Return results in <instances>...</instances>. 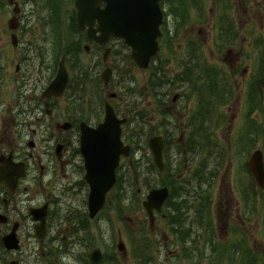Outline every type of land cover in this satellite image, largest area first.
I'll list each match as a JSON object with an SVG mask.
<instances>
[{
  "label": "rangeland",
  "instance_id": "1",
  "mask_svg": "<svg viewBox=\"0 0 264 264\" xmlns=\"http://www.w3.org/2000/svg\"><path fill=\"white\" fill-rule=\"evenodd\" d=\"M180 2L181 0H166L165 2L169 14H172L175 7L177 10L168 26L171 32L169 34L172 36L163 41V50L159 56L161 64L159 62L157 64L164 65L166 68L165 76L173 78L180 69H183L190 57V52L195 47L194 43H199L197 51L207 58L208 63L216 64L221 75L228 76L231 93L234 92L233 99L224 105L218 113L224 116L225 122L218 123L215 121L212 126V141L218 145L217 154H224L225 160L223 168L218 172L210 191L212 198L209 212L213 218V223L209 227L212 228L215 238L206 243L199 239L202 237L198 234L192 248L187 250H182L181 245H173L172 242H169L171 243L169 246L164 245L165 240L162 239L161 235L163 234L159 230L162 224L157 221L156 226L152 227L142 206L149 191L147 187L153 183L157 173L154 171L155 173L150 174L145 170L151 168L149 166L151 156L148 151L146 154L144 153L147 159H144L143 164H141L143 174L139 177L137 169L133 168L132 181L125 186L129 194V200L126 203L128 207L124 206L122 202L110 203L109 210L103 213L105 215L95 223L98 230L100 224L101 233L93 242L100 244L98 246L106 256L105 264H264V191L258 187L247 166L255 150L264 151V143L261 137L255 135V130L244 135L246 120L252 121L253 124L261 122V109L256 105L253 109L250 107L248 92L249 86L253 82L258 83L257 95L264 103V40H262V38L264 39V0H203V2L200 0L198 4L194 0H183L184 8H188V12L180 10V7L177 6L180 5ZM223 7L224 11H221ZM29 10V17H37L31 13L28 6L26 11ZM189 12L190 20L188 18ZM12 14V8L7 5V0H0V64L4 73V78L0 81V104L2 106L0 121L5 118L3 127L5 125L6 128H10V118H12L11 115L15 107L13 97L17 90L13 83L17 77L15 75L16 66L34 69L31 62L23 64L21 56L14 52L11 44V31L8 29V20ZM56 19V22H53L52 18L48 21L39 19L35 25L33 24L35 19H32L31 26L27 27L25 33L27 41H31V44L45 43L44 52L47 51L49 56H52L53 51L52 44L55 37L53 29L57 28L58 32L69 29V22L64 20L60 22L58 18ZM178 19L180 21H177ZM222 19L225 22L223 25L220 22ZM173 20L176 21L173 22ZM201 20H205L211 25L202 24L199 22ZM230 27L237 29V41L233 40L229 32L221 33L222 29L228 30ZM46 31L48 32L45 33ZM70 33L71 35L68 34V41L76 42L77 33L72 30ZM230 50L231 53L228 54ZM79 55L78 60L81 58V61L86 65L91 64L92 55L85 54V52ZM153 78L154 69L144 72L134 67L132 62L127 60V63L124 62L117 70L113 85L109 90L102 89L104 93L101 94V98L106 100L109 93L120 92L122 97H128L131 101L135 114L141 112L147 118L152 133L163 132L164 127L162 125L166 124L170 130L174 129L178 141L183 134V129L186 130V134L189 131V128L188 131L186 128L188 116L185 115L188 112L192 113L195 109V99L192 97L190 101H187L186 98L183 103L187 110L177 109V113L173 108H165L166 106L171 107V104L162 107L159 105L156 95L152 93L151 87L147 85L148 81L151 83ZM259 85L261 86L259 87ZM129 87H133V90L129 91ZM20 92L22 93V91ZM159 92L164 95L161 98L168 100L173 99L176 92H181V89L171 85V87L160 89ZM186 93L188 94V92ZM195 95L197 96V92ZM58 107L64 110L67 108L64 102H60ZM163 111H172L175 117H164ZM54 120L55 118L52 119L51 132L57 134ZM9 130L10 134H5L3 130L0 132V141H4L5 136H7L15 142V136L11 134L14 128ZM39 134L44 135L45 133L42 131ZM36 139L38 140V138ZM39 140L41 141L39 149H43L44 141ZM200 144L204 145V142H200ZM1 145L0 143V150H2ZM35 154L42 156V153L38 151ZM43 156L42 161L45 165L55 158L54 152L43 154ZM197 160L199 162L198 157ZM73 161L76 165L79 158L73 159ZM186 164L187 162L180 163L181 167H178L180 174L184 172ZM139 167L138 169H140ZM173 168L174 164L172 163L170 169L174 171ZM175 177L178 176L175 175ZM79 178L78 175L74 176L75 180ZM158 178L164 179L162 176H158ZM40 189L46 190V194H49L53 191V186L46 184ZM120 190L121 188L118 192ZM138 191L140 192L138 193ZM61 196V214L88 212L87 189L84 188L82 193L79 191L65 192ZM136 198L137 200H135ZM133 200L135 203L132 202ZM182 208L184 213L181 214H185L184 210L189 211L185 206ZM193 214H196V211L191 215ZM197 228L195 226V230L199 231ZM143 232L147 240L143 236L142 240L138 239L140 236L137 235H142ZM232 232H236L235 235ZM57 233L60 242H62H59L60 245L67 242L75 243L70 247L71 252L81 255L84 250H88L78 241L80 236H86L85 233L78 237L72 236L64 228L61 233L56 231ZM94 234L88 235V238L95 237ZM2 236L3 233H0V240ZM169 240L171 241V238ZM121 241L126 246L123 252L118 249ZM24 243L25 245L29 243L26 236ZM236 243L240 245H238L240 248H236ZM146 252L148 253L146 254ZM33 254L31 250L24 264H36ZM144 254H146L145 257H143ZM64 260L65 263L68 262V260ZM40 263L46 264L47 259L45 261L40 260ZM0 264H4L1 258Z\"/></svg>",
  "mask_w": 264,
  "mask_h": 264
},
{
  "label": "flooded vegetation",
  "instance_id": "2",
  "mask_svg": "<svg viewBox=\"0 0 264 264\" xmlns=\"http://www.w3.org/2000/svg\"><path fill=\"white\" fill-rule=\"evenodd\" d=\"M72 1L75 5L76 0ZM92 1H94L93 7L96 11H103L105 9L106 3L104 1ZM19 2L21 5L23 4V0H19ZM160 5L164 14L163 36L160 39L162 43L163 37L166 36L164 28H169L168 26L171 24L173 15L175 16L177 9L175 7L172 14L168 15L164 6V0L161 1ZM179 7L180 10H184L182 12H188V9L184 8V6ZM222 10L224 11V7L223 9L221 8ZM188 18L189 20L191 19L190 12ZM177 21H180V19ZM204 21L201 20L199 22L207 25L208 22ZM77 25L79 28L78 20ZM210 25L208 24V26ZM94 26L99 31L101 26L99 18L95 19ZM20 27L18 32L21 33L25 28L23 26ZM87 31V27L84 30H80L84 37V43H87L85 44L88 49L87 54L92 55L93 58L91 64L94 71L85 77L87 89L83 87L84 80H77L78 77L76 78V73L80 70V68H77V62H72V67H68L70 82L64 96L60 99L44 97L47 80L51 77V72L44 75L40 71L37 73V70H41L42 67L24 71L20 65L17 66V84L15 83V85L21 86L23 93L20 91L18 93L17 91L18 96L14 102L16 108L11 115L12 118H10V128H6L5 125L3 127L5 118L0 121V124L2 123L0 132L3 130L5 134H10L9 129L14 128L11 134H14L15 142L5 136V140L0 141L2 144L0 154L1 156L12 155L16 162H23L25 164L26 174L14 194H11L8 188L0 182V214L6 218L5 223L0 224V230L3 233H8L15 228L20 241L19 247L16 250H8L4 244L0 257L4 264H24L31 250L34 253V262L36 264H41L40 260L45 261L46 259V264H94L90 256L94 255L95 249L100 248L98 246L100 244L94 243L93 241L101 233L100 224L98 230L95 227V223L105 215L103 213L109 210L110 203H115L116 201L125 203L126 198H129L125 186L129 185L132 181V167L134 164L132 157L133 150L130 155L121 157V165L117 170L116 185L117 188L121 187V190L120 192H116L117 188L115 187L110 195H108L106 206L101 212L102 214L99 213L93 216L88 210V212L61 214L60 199L62 198L61 195H64L65 192L74 193L79 191L82 193L84 188L87 189V206H89L88 202L91 190L87 180L88 173L85 157L80 147L83 125L87 124L93 128H97L104 122L107 103H110L120 119L126 121V124L123 126L122 139L125 145H131L130 138L132 129L127 125V119L130 121V117L133 114L132 111H135L131 101L127 97L123 98L119 95H113L116 93H109L108 99L102 100L101 94L103 95L104 92L100 84L106 90H109L114 78L108 84H104L102 82L103 72L109 70V72H112V75H115L116 69H119L123 65L122 60L125 63H127V60L130 61L132 51H129L127 47V50H123V40L111 39L106 44H101L98 41L90 39ZM97 37H101V32L97 33ZM195 54V52H190V57L183 66V69H180L182 73L179 74V86L177 89H181V92H177L173 99L160 100L159 105L162 107L166 106V104H171V107L166 106L165 108H173L175 109V113H177V109H183L182 111H185L187 109L184 107L183 102L186 101V98L187 101H190L192 97L194 99L196 98L195 91L193 92V87L187 75H196L197 71L202 69L205 63L202 58L198 60ZM239 57H241V54H239ZM66 61L69 64L67 59ZM158 62L161 64L160 59ZM153 64L155 65V62ZM50 70V68H47L44 72ZM201 72L202 70H200V74ZM105 77H108V73ZM51 80L52 78L49 81ZM90 82H96V86H91ZM75 97L78 99L77 104H75ZM61 100L65 103L66 110L58 107L60 106ZM194 106H196V101H194ZM55 113L57 115H54ZM190 114L191 112H188L185 116H188L187 118L190 119L192 117ZM162 115L169 118L175 117L172 111H163ZM53 118H55L54 123L58 131L57 134L51 132ZM145 119L147 118L141 114V120L145 121ZM195 119L196 116L192 118V120ZM168 123L171 122L168 121ZM162 126L164 127V131L160 132L159 136L164 139V161L168 165L175 159L176 148L179 146L177 142H185L186 130L183 129V134L179 141H177L174 129L170 130L166 124ZM42 131L45 133L44 135L39 134ZM39 139L44 141L43 149H39L41 142ZM36 151L42 153V156H36ZM143 151L144 148H141V151H139L141 162L144 160ZM52 152L55 154L54 160H50L45 165L42 161L43 154H51ZM76 158H79V162L75 165L73 159ZM187 170L188 165L185 168V171ZM75 175H78L80 178L75 180ZM158 176H162L164 179L160 180L158 178L157 186L169 187L172 194L173 180L171 181L170 176L172 175L167 172V166ZM46 184L53 186V191L49 194H46V190L40 189ZM169 208H171L170 204L166 203L162 213L157 214L156 218V222L159 221L162 224L159 230L163 234L161 237L165 240V246H169L171 244L169 242H172L173 245H181L180 248L182 250L183 248H192L198 234L202 237L200 238L202 241L209 242L212 236L210 235L209 228L198 226L197 229L199 231L195 230L197 214H170ZM42 219L45 220L43 232L41 231ZM126 219L128 220V218ZM63 228L68 231V234H72V236L78 237L82 233H85L86 236H80L78 241L81 242L80 245H83L88 250H84L79 255L70 251V247L75 243L71 244L67 242L60 245L62 242H60L59 235L58 233L56 234V231L61 233ZM93 232L96 233L94 234ZM90 234H94L95 237L88 238ZM25 236L29 242L27 245L24 243ZM169 238H171V241ZM64 259L68 260V262L65 263Z\"/></svg>",
  "mask_w": 264,
  "mask_h": 264
},
{
  "label": "water",
  "instance_id": "3",
  "mask_svg": "<svg viewBox=\"0 0 264 264\" xmlns=\"http://www.w3.org/2000/svg\"><path fill=\"white\" fill-rule=\"evenodd\" d=\"M13 4L15 0H8ZM108 3L105 11L106 16L93 15L94 8L92 2L85 0L78 3L79 19L82 27L90 24L89 34L95 38V31L92 23L96 17L101 19L103 24L102 37L97 40L106 43L110 37H120L134 47L133 58L142 68H147L150 58L157 52V37L159 36V26L161 17L158 13L159 0H106ZM156 11L152 12V7ZM18 13V9H15ZM88 20V21H87ZM92 22V23H91ZM17 19L10 21V28L16 29ZM68 83V74L64 63L60 65L57 79L48 90V95H62ZM124 121L117 119L113 109L107 107L105 122L96 130L84 128L82 137L81 152L85 157L88 171L87 180L91 187L90 211L94 216L98 214L105 204L107 193L116 182V169L119 165L120 156L128 155L130 147H124L121 134V125ZM150 146L155 156L156 164L163 169V142L161 138L150 140ZM249 168L252 171L258 185L264 189V155L261 150L256 151L250 162ZM169 191L167 188L151 191L148 202L145 203L150 216L153 210H160L162 204L167 199ZM153 220V217H152ZM5 245L12 250L17 248L18 239L15 231L4 238ZM95 264H103V256L100 250H96L90 256Z\"/></svg>",
  "mask_w": 264,
  "mask_h": 264
},
{
  "label": "trees",
  "instance_id": "4",
  "mask_svg": "<svg viewBox=\"0 0 264 264\" xmlns=\"http://www.w3.org/2000/svg\"><path fill=\"white\" fill-rule=\"evenodd\" d=\"M262 40H264L262 38ZM263 62H264V57H263ZM255 84H251V87H253ZM261 86V85H260ZM222 103V102H220ZM250 107L253 109L254 104L252 100H250ZM259 108L261 109V122L258 124H253L252 121H247L246 125V132L244 135H248V133H251L252 130H255V135H258L263 139L264 143V103L262 99L260 98V104ZM215 122V121H214ZM220 123L219 121H217ZM196 126V125H195ZM195 135H192L191 140L194 138H200V135H202L203 127L195 128ZM203 138V136H201ZM215 143L212 144V148L210 149V146L204 142V145H201L200 148L205 150L208 147V155L204 159L207 160V163L202 164V171H198L197 174L194 176V180L196 182V187H195V194L197 195V207L196 210H198L199 204L201 203V207H199V211H203L206 214H209V207H210V199L209 195L206 192V181H208V178L211 180H215L216 178V172L219 171L220 167L222 166V161L224 154L218 153L217 154V147ZM211 162V163H210ZM152 162L149 166H152ZM189 193V192H188ZM188 199L186 198L185 201L181 203H175L174 209L175 211L179 212L182 211V207L184 206V203H187ZM191 206V205H190Z\"/></svg>",
  "mask_w": 264,
  "mask_h": 264
}]
</instances>
